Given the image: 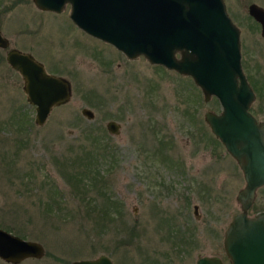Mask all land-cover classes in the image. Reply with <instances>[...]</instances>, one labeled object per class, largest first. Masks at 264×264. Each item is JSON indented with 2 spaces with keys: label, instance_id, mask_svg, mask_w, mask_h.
I'll return each mask as SVG.
<instances>
[{
  "label": "rangeland",
  "instance_id": "1",
  "mask_svg": "<svg viewBox=\"0 0 264 264\" xmlns=\"http://www.w3.org/2000/svg\"><path fill=\"white\" fill-rule=\"evenodd\" d=\"M251 3L264 9V0H224L246 76L251 61L264 59ZM68 14L67 4L56 13L32 0H0L9 47L29 52L71 87L68 102L37 125L19 75L0 65V229L45 251L18 264L99 255L113 264H195L201 256L228 264L223 232L244 183L203 121L205 111L219 112L217 100L204 102L192 81L141 55L127 59ZM108 121L119 125L117 134L106 130ZM263 208L260 190L247 214Z\"/></svg>",
  "mask_w": 264,
  "mask_h": 264
},
{
  "label": "water",
  "instance_id": "2",
  "mask_svg": "<svg viewBox=\"0 0 264 264\" xmlns=\"http://www.w3.org/2000/svg\"><path fill=\"white\" fill-rule=\"evenodd\" d=\"M36 8L60 12L67 4L68 18L85 34L105 42L127 59L141 55L149 64L189 76L204 101L214 97L220 111H206L204 121L238 166L243 186L235 200L239 211L223 232L222 246L228 264H264V211L253 216L247 210L255 190L264 186V128L249 114L253 92L240 64L239 30L227 14L224 0H32ZM249 15L261 24L264 37V9L249 4ZM6 40L0 35V46ZM175 53L180 57L176 58ZM7 63L20 75L22 91L34 106L33 121L42 125L53 107L71 96L70 82L47 73L28 53L11 50ZM86 119L92 111L80 109ZM110 134L119 125L105 124ZM197 215V206L193 205ZM42 245L0 229V260L18 264L44 255ZM69 264H113L105 255L74 260ZM195 264H223L219 257L201 256Z\"/></svg>",
  "mask_w": 264,
  "mask_h": 264
},
{
  "label": "flooded vegetation",
  "instance_id": "3",
  "mask_svg": "<svg viewBox=\"0 0 264 264\" xmlns=\"http://www.w3.org/2000/svg\"><path fill=\"white\" fill-rule=\"evenodd\" d=\"M255 4V3H253ZM259 6V5H258ZM36 7V6H35ZM248 8V7H247ZM262 8V7H261ZM38 9V8H37ZM263 9V8H262ZM40 10V9H39ZM249 18L252 19L253 21V24H255V26L257 27V29H259V36L261 38V40L263 41L264 43V37L261 35V24L256 21L254 19L253 16L249 15V13L247 12ZM0 35L2 38H4L6 40V44L4 47H1L0 46V65L3 63H5L12 71H14L15 73H17V71H15L6 61V55L9 51L11 50H18L19 52L21 53H28L30 54L29 52L27 51H23L17 47H9V43H8V40L1 34L0 32ZM31 55V54H30ZM32 56V55H31ZM33 57V56H32ZM175 57L176 58H179L180 57V54L179 53H175ZM38 61V60H37ZM40 62V61H39ZM42 64V62H41ZM240 64H241V56H240ZM261 64V65H260ZM156 65V64H155ZM158 66H161V65H158ZM163 67V66H161ZM241 68L242 65H241ZM251 68H252V75L251 76H246L244 73V76L246 78V81L248 83V85L250 86L252 92H253V100L251 101L250 105H249V108H248V112L249 114L254 118L255 122L257 124L261 123L263 128H264V59L263 60H254V61H251ZM172 71V70H171ZM243 71V70H242ZM175 72V71H173ZM177 73V72H175ZM18 74V73H17ZM178 75H181L179 73H177ZM19 75V74H18ZM183 76V75H181ZM20 77V75H19ZM187 79H189L190 81L191 78L189 76H183ZM21 79V77H20ZM22 82V80H21ZM194 85V84H193ZM195 86V85H194ZM197 87V86H195ZM198 88V87H197ZM22 89V87H21ZM199 89V88H198ZM257 95V96H256ZM258 95L260 96L259 100H257V97ZM203 99V98H202ZM204 101V100H203ZM205 102V101H204ZM33 109H34V106L32 105ZM220 111V110H219ZM206 112V111H205ZM204 112V113H205ZM204 113H203V121H204ZM218 113V112H217ZM205 122V121H204ZM206 124V122H205ZM208 126V125H207ZM209 128V127H208ZM213 135V134H212ZM213 137L215 138V140L222 146V144L218 141V139L213 135ZM223 147V146H222ZM224 149V148H223ZM236 164V163H235ZM237 166V165H236ZM238 168V166H237ZM239 170V168H238ZM240 171V170H239ZM241 173V172H240ZM242 176V174H241ZM260 190H264V186H260L258 187L256 190H255V197H254V200L252 202V204L250 205V207H252L253 203L255 202V199L257 197V193L258 191ZM249 207V208H250ZM248 208V209H249ZM260 211H264V208L263 209H258V210H255L251 215L249 216H253L255 215L256 213L260 212Z\"/></svg>",
  "mask_w": 264,
  "mask_h": 264
},
{
  "label": "trees",
  "instance_id": "4",
  "mask_svg": "<svg viewBox=\"0 0 264 264\" xmlns=\"http://www.w3.org/2000/svg\"><path fill=\"white\" fill-rule=\"evenodd\" d=\"M78 174H80V173H78ZM76 177L79 179V180H81V176L80 175H76ZM116 206H114L113 208H115ZM110 212V211H109ZM105 214V217H108V214L107 213H104Z\"/></svg>",
  "mask_w": 264,
  "mask_h": 264
}]
</instances>
